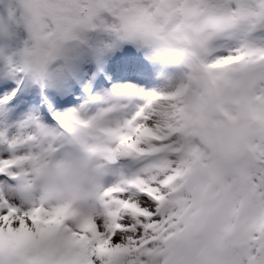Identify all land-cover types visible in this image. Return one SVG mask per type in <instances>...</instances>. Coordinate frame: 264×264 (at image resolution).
I'll return each mask as SVG.
<instances>
[{"label":"snow or ice","instance_id":"snow-or-ice-1","mask_svg":"<svg viewBox=\"0 0 264 264\" xmlns=\"http://www.w3.org/2000/svg\"><path fill=\"white\" fill-rule=\"evenodd\" d=\"M0 264H264V0H0Z\"/></svg>","mask_w":264,"mask_h":264}]
</instances>
